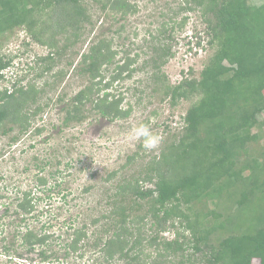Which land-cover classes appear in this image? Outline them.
Instances as JSON below:
<instances>
[{
	"label": "trees",
	"instance_id": "trees-1",
	"mask_svg": "<svg viewBox=\"0 0 264 264\" xmlns=\"http://www.w3.org/2000/svg\"><path fill=\"white\" fill-rule=\"evenodd\" d=\"M250 1L186 0V9L199 14L205 26L197 44L201 46L204 40L210 51L199 77H184L172 85L160 74L173 56L171 49L159 42L153 46L154 55L143 66H151V78L163 86L164 96L173 106L182 101L190 104L184 126L138 177L123 178L117 185L108 201L110 211L93 222L106 223L103 247L101 239L92 245L100 248L103 263L90 257L88 264L116 260L124 264H253L258 260L264 264V145L258 156L237 167L238 152L248 153L246 142L264 144V4L255 6ZM92 3L113 18L139 10L131 0H0V48L9 34L23 29L50 50L40 61H50L47 71H51L55 55L82 41L83 29L92 21ZM111 44V40L99 39L81 55V74L89 83L66 104L63 126L84 122L88 104L91 112L110 121L130 115L132 108L122 106L125 97L110 90L116 81L125 79L124 73L132 77L140 55L127 54L106 81L103 68L112 65L119 52ZM11 62L0 57V81L5 80L3 72ZM66 75L60 69L55 76L61 83ZM13 86V91L0 90L2 137L16 126L20 133L27 132L41 111V107L28 110L30 100L35 102L37 96L34 85ZM43 130L37 128L35 133ZM18 140L17 135L12 138ZM138 156L128 157L124 167ZM46 166H39L40 173ZM38 181L42 186L48 184L45 177L39 176ZM146 184L154 188L145 189ZM14 204L10 226L16 228L12 239L3 231L0 234V256L16 264H37L36 258L28 261V254L33 256L39 246V261L53 260V233L18 230V224L35 211L32 192L22 191ZM7 210L5 217L10 216L11 209ZM168 232L174 234L172 240L161 236ZM73 235L64 245L63 255L83 260L88 234L77 230ZM57 259L56 264H65Z\"/></svg>",
	"mask_w": 264,
	"mask_h": 264
},
{
	"label": "rangeland",
	"instance_id": "rangeland-1",
	"mask_svg": "<svg viewBox=\"0 0 264 264\" xmlns=\"http://www.w3.org/2000/svg\"><path fill=\"white\" fill-rule=\"evenodd\" d=\"M131 2L137 4L138 12L116 18L92 3L89 7L92 21L85 25L82 41L60 56L55 55L51 71H47L50 61H40L41 57L50 54V50L34 42L23 29H16L2 41L0 57L12 59V62L5 80L0 81V90L8 88L13 91L15 83L17 87L25 88L29 84L34 85L37 96L35 102L30 100L28 110L41 107L27 132L20 133L16 126L15 131L5 137L0 136V234L3 231L4 236L12 239L16 228V225L10 226L14 203L22 191H31L35 211L18 224V230L25 232L30 228L55 236L51 238L56 251L53 260L40 262L38 252L41 248L36 246L33 256L28 254V261L32 257L37 259V264H56L55 259L58 258L65 264H88L91 257L103 263L100 248L92 245L101 239L100 247H103L105 235L102 229L106 223L101 220L95 225L94 220L110 211L108 201L116 193L120 181L138 177L145 170L146 163L159 155L165 144L184 126V115L190 104L182 101L173 106L164 96L163 86L151 78V66L143 65L154 55L153 46L159 42V46L170 48L173 55L160 72L172 85L184 77H199L210 54L207 42L203 40L201 46L197 44L205 26L199 14L186 9V0ZM250 3L259 6L264 4V0H251ZM102 38L111 40L112 49L119 51L113 64L103 68L106 81L111 78L116 65L124 62L127 54L131 57L140 55L133 65L136 71L132 77L127 78L128 72L124 73L125 79L116 81L110 90L125 97L122 106L124 109L131 107V113L126 118L110 121L91 112L92 106L88 104L85 121L65 127L66 104L89 83L81 74V55ZM60 69L67 71L61 83L55 76ZM59 99H63L62 102ZM140 124L148 125L154 134L161 137V143L155 150L145 151L141 142L128 139L130 130ZM37 128L44 130L37 134ZM15 135L19 137L17 142L12 141ZM263 145L256 140L246 142L244 149L248 153L245 154L243 149L238 152L237 167L249 157L258 156ZM135 153H139L137 160L124 167L128 157ZM45 164L46 170L40 173L39 166ZM112 173L115 174L111 177ZM39 176L45 177L48 184L42 186ZM87 188L89 191H85ZM148 188L154 186L146 184L145 189ZM7 208L11 209L10 216L5 217ZM77 230L88 234L84 243L89 246L83 260L76 255L72 258L63 255L64 245L72 241ZM161 236L169 240L174 238L172 232ZM0 264L16 262L0 256ZM111 264H124V261L116 260ZM253 264H259V261L255 260Z\"/></svg>",
	"mask_w": 264,
	"mask_h": 264
},
{
	"label": "clouds",
	"instance_id": "clouds-1",
	"mask_svg": "<svg viewBox=\"0 0 264 264\" xmlns=\"http://www.w3.org/2000/svg\"><path fill=\"white\" fill-rule=\"evenodd\" d=\"M8 70L9 69L4 70V78L9 72ZM128 139L141 142V146L145 151H153L158 148L161 143V137L154 134L149 126L145 124L133 127L128 133Z\"/></svg>",
	"mask_w": 264,
	"mask_h": 264
}]
</instances>
